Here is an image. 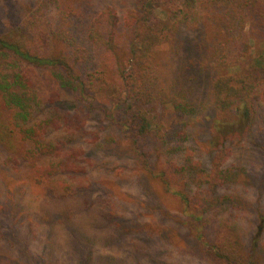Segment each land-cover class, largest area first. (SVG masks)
I'll return each instance as SVG.
<instances>
[{"label": "rangeland", "instance_id": "374dc122", "mask_svg": "<svg viewBox=\"0 0 264 264\" xmlns=\"http://www.w3.org/2000/svg\"><path fill=\"white\" fill-rule=\"evenodd\" d=\"M37 2L0 0V30ZM137 3L74 0L66 21L53 7L48 17L57 31L82 38L85 25L107 6L124 18ZM166 17L162 8L154 13L155 22ZM194 33L183 29L156 63L162 78L185 88L199 85L194 96L208 101L211 75H201L202 84L192 78L196 67L186 66L192 63L185 54H192L199 38ZM243 44V62L264 58L262 41L246 38ZM260 73L264 77V67ZM41 90L49 103L38 119L51 120L41 140L56 146L54 157L63 169L54 179L69 188L62 195L51 192L32 178L27 161L0 147V264H228L200 242V232L209 244L230 233L235 254L264 264V97H255L252 124L220 139L213 109L185 115L158 108L162 133L173 139L147 141L155 153L146 167L119 122L116 102L92 91L82 97L51 80ZM175 191L191 196L199 219L189 216Z\"/></svg>", "mask_w": 264, "mask_h": 264}, {"label": "trees", "instance_id": "16d2710c", "mask_svg": "<svg viewBox=\"0 0 264 264\" xmlns=\"http://www.w3.org/2000/svg\"><path fill=\"white\" fill-rule=\"evenodd\" d=\"M73 6L74 0H38L20 21L9 22L0 30V147L9 157L27 161L32 178L45 182L46 189L62 195L69 188L54 179L63 169L54 157L56 146L41 140L51 124L50 119H38L49 103L41 90L42 82L48 80L82 97L92 91L116 102L122 108L119 122L146 167L155 153L147 141L173 139L162 133L158 108L185 115L213 109L217 139L253 123L255 97H264L260 73L264 58L243 62V40L264 43V0H138L124 18L107 6L85 25L82 38L70 30L57 31L48 17L53 7L66 21L74 14ZM158 8L167 17L155 22ZM124 28L129 29L128 34ZM183 29L199 36L192 42V54H185L192 63L186 66L196 67L192 78L202 84L200 76L205 80L211 75L208 101L194 96L199 85L171 84L157 67L160 50L169 44L173 47ZM58 46H62L60 53ZM198 48H202L200 53ZM235 66L236 72H225ZM164 174L163 185L170 191ZM199 177L212 181L207 173L199 172ZM174 193L189 216L199 219L191 196L184 191ZM199 234L200 242L212 247L216 259L228 264L252 263L251 258L235 254L232 234H223L213 244Z\"/></svg>", "mask_w": 264, "mask_h": 264}]
</instances>
